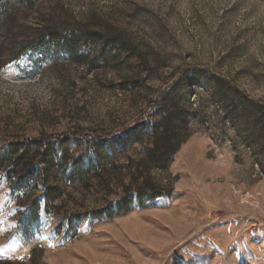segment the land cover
Returning a JSON list of instances; mask_svg holds the SVG:
<instances>
[{"label": "rangeland", "instance_id": "1", "mask_svg": "<svg viewBox=\"0 0 264 264\" xmlns=\"http://www.w3.org/2000/svg\"><path fill=\"white\" fill-rule=\"evenodd\" d=\"M14 21L0 142H43L0 144V264H264V0H33ZM49 25L72 52L31 36ZM164 114L182 143L147 172L169 194L93 219Z\"/></svg>", "mask_w": 264, "mask_h": 264}, {"label": "trees", "instance_id": "2", "mask_svg": "<svg viewBox=\"0 0 264 264\" xmlns=\"http://www.w3.org/2000/svg\"><path fill=\"white\" fill-rule=\"evenodd\" d=\"M33 0H0V56L2 55V50L8 48L10 45L17 47L13 44L15 40L12 37L11 27L15 24V15L17 14L18 8L29 7ZM13 22V23H12ZM38 36L49 43V41H54L57 43V49L63 50L64 52H72L75 38L72 35H62L58 30L52 26H45L38 33L31 34V36ZM22 39H27V35H21ZM42 40V41H43ZM18 41V40H17ZM16 41V42H17ZM24 45V41L21 42ZM43 43H45L43 41ZM25 49V48H24ZM19 55H12L11 61L16 60ZM3 65L0 63V69ZM150 132L147 133V141L150 142L147 152L144 154L143 158H140L136 164L134 171L132 172L129 184L124 187V195L118 198L113 205L108 206L106 213L100 215L102 211L91 212L93 219H100L101 216L105 218L115 217L124 211H128L131 206L132 196L135 197V202L138 206H145V201H151L160 196L168 195L169 193L161 188L154 187L151 179L148 175V170L150 167L149 162L156 163L155 166L166 168L170 163V158L179 149L182 141L178 140V136L175 133V126L172 125L169 115L164 114L163 117L158 119V121L152 122L149 126ZM73 135V136H72ZM67 138H72L74 140H79L76 138L75 134H67L60 136L59 139L66 140ZM107 139H95L96 143H104ZM43 141L40 138L22 140V142H0L2 146H13L22 147L28 145H37ZM44 163H47L44 162ZM40 165V164H39ZM53 192V193H52ZM52 194V195H51ZM45 196L53 201L59 196L57 192L51 191L49 187H45Z\"/></svg>", "mask_w": 264, "mask_h": 264}, {"label": "snow or ice", "instance_id": "3", "mask_svg": "<svg viewBox=\"0 0 264 264\" xmlns=\"http://www.w3.org/2000/svg\"><path fill=\"white\" fill-rule=\"evenodd\" d=\"M188 264H193V261H189Z\"/></svg>", "mask_w": 264, "mask_h": 264}]
</instances>
